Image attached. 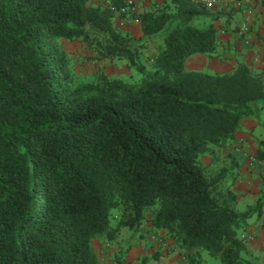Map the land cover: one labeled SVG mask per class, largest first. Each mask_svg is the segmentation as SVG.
Instances as JSON below:
<instances>
[{
  "label": "trees",
  "instance_id": "trees-1",
  "mask_svg": "<svg viewBox=\"0 0 264 264\" xmlns=\"http://www.w3.org/2000/svg\"><path fill=\"white\" fill-rule=\"evenodd\" d=\"M110 4L0 0V264H101L93 241L124 242L123 227L130 248L147 211L152 231L188 258L203 250L219 264H264L239 234L263 216L264 193L239 210L234 153L214 172L202 160L232 144L248 104L264 107V71L185 68L219 47L202 5L164 0L131 14L134 38L115 25L123 0ZM62 40L125 60L140 78L74 82Z\"/></svg>",
  "mask_w": 264,
  "mask_h": 264
},
{
  "label": "crops",
  "instance_id": "crops-1",
  "mask_svg": "<svg viewBox=\"0 0 264 264\" xmlns=\"http://www.w3.org/2000/svg\"><path fill=\"white\" fill-rule=\"evenodd\" d=\"M234 1L223 0L222 3L201 17L204 22L213 24L217 32L219 47L213 55L194 54L189 57L185 62L187 70L222 73L230 71L237 63H245L254 71H264V0H250L255 6V11L252 16L251 33L246 36L248 42L238 34L237 26L234 24L235 19L240 21L242 17L241 13L236 11ZM93 2L97 3V0H93ZM228 2L230 5L227 8L226 18L228 17V19H226L225 15H220L217 11L224 9L223 4ZM230 8L232 10H229ZM138 32V36H140V27ZM248 109L251 115L241 119L235 140L230 148L237 161L233 171L235 180L231 188L236 195L239 210H243L246 205L254 204L257 193L263 189L261 179L264 178V107L261 103L252 102L248 104ZM263 219L264 214L262 217H252L247 226L239 232L241 236H244L246 247L251 254L248 259L258 257L260 262L264 258ZM147 224L148 230H144L142 227L143 234L141 237L146 236L150 245L153 244L154 249L158 250L151 257L152 264H183L180 257L184 250L179 248L177 251L173 250L174 244H172L171 238L167 237V233L164 230L153 232L149 221ZM128 233L129 231L126 230L124 235L120 237L124 242L119 240L120 242H113L116 244H112L107 241L106 245L111 249L107 260L105 259L106 261L104 258L102 261L99 258L101 264L119 263L118 258H116L118 254H115L116 249L118 245L122 246L125 242L126 244L131 243L128 239ZM143 245L145 242L132 243L128 255L123 256L125 259V262L122 261L123 264H150V262H146L147 252L141 249ZM203 260V250H199L190 253L188 264H201Z\"/></svg>",
  "mask_w": 264,
  "mask_h": 264
},
{
  "label": "rangeland",
  "instance_id": "rangeland-1",
  "mask_svg": "<svg viewBox=\"0 0 264 264\" xmlns=\"http://www.w3.org/2000/svg\"><path fill=\"white\" fill-rule=\"evenodd\" d=\"M126 1L127 0H123L124 4ZM130 1L132 2L133 7L130 8L126 13L120 12L119 8L122 5L119 7H115L113 9V11L115 13V25L122 32L130 34L134 38H139V36H138L139 32L138 31H139L140 25L138 24V22L136 20L131 19V17H130L131 14L141 13V12L148 10L151 7L155 6V4H158L164 0H130ZM231 1H234V0H231ZM97 2L101 3L103 5H111L110 0H97ZM92 3L96 4L95 2H93V0H92ZM229 5H230V2H228L227 4H223L224 9H220V11H217L218 14H220V15L223 14V15H225V18H226L227 13H228L227 8L229 7ZM251 5H252V16H253L254 11H255L254 10L255 6H254V4H252V2H251ZM214 8H208V9L205 8V9L207 11H209V10L214 9ZM235 9H237L236 11H239L241 13V16H242L240 21L237 19L234 20V22H235L234 24H235V26H237V30L239 31V27H240L241 23L243 21H245L246 17L242 14L241 8L235 7ZM217 10H219V9H217ZM229 10H232V8H230ZM252 16L248 20V23H249L248 24L249 25L248 33H251ZM226 19H228V17ZM201 20L203 21V19H201ZM242 37H244L245 39L247 38L244 35H242ZM61 45L67 54L68 68H69L70 74L72 75V79L74 82L92 81L95 79L96 75L99 74L100 72L107 74L109 77L121 78V79H124L127 81H136L140 78L139 74H137L134 70H132L131 68L128 67L125 60H116V59H110V58L102 59V60L98 59L95 55L94 50L90 49L87 45H85L81 41L73 40V41L68 42V41L62 40ZM142 50H143V52H142L143 59L142 60L145 64L149 65L148 58H150L152 56V54L154 53V46L152 45L151 42H149L144 46V48ZM230 148H231V144H229L228 146H226L224 148L215 147L214 153L207 152L204 155V157L202 158V160L205 164L210 166L209 170H211L212 172L218 171L219 168L222 167L225 162L229 161V157L227 155L229 153H231ZM212 158H213V162H214L213 164L210 163ZM261 180L263 182V189H261L260 191L262 193H264V178ZM228 183H230L229 180H228ZM257 195H258V193H257ZM121 214H122V209L120 211L119 210L112 211V222H113V224L115 223V221L118 218H120ZM151 215H152L151 211L146 212V221L143 222V229L144 230H148L147 229V226H148L147 222H148V218ZM126 230H127V228L122 227L118 233V238L123 236L124 233L126 232ZM146 233H147V231H146ZM138 241L145 242V245H143L142 247L140 246V247L142 250L147 252L146 262L147 263L150 262V264H152L153 261H151L152 260L151 257H153V254L158 252V250L154 249L153 244L150 245L149 240L144 235L142 237H139L137 239L136 243ZM115 242H118V241L116 240ZM106 243H107V241L104 238L94 240L92 243L94 250L97 252L98 257L100 258L101 261L103 260V258H104V260L105 259L107 260V256H109V250L111 249V247L107 246ZM112 244H116V243L112 242ZM130 250H131V248L125 249L124 247H122V246L120 247L118 245L115 254H118L121 262L119 261V263H117V264H120V263L123 264V262H125V259L123 258V256L128 255ZM100 251H102V252H100ZM182 254H186L185 251ZM203 254H204V260L201 262V264H219L218 258H214V257L210 256L206 251H203ZM118 256L116 258H118ZM111 264H113V263H111Z\"/></svg>",
  "mask_w": 264,
  "mask_h": 264
},
{
  "label": "built area",
  "instance_id": "built-area-1",
  "mask_svg": "<svg viewBox=\"0 0 264 264\" xmlns=\"http://www.w3.org/2000/svg\"><path fill=\"white\" fill-rule=\"evenodd\" d=\"M194 3H197L199 5H202L204 8H214L218 4L222 3L223 0H190ZM234 6L236 8L242 9V14L246 17L245 21H243L239 27L238 34L240 36L244 35L247 36L249 31V23L248 20L252 16V5L250 0H236L234 2ZM132 2L130 0H127L124 5H122L119 10L121 13H126L130 8H132ZM246 41L248 42V39L246 38ZM179 247L173 245V250L177 251ZM181 261L183 264H188V258L185 254L181 253Z\"/></svg>",
  "mask_w": 264,
  "mask_h": 264
}]
</instances>
